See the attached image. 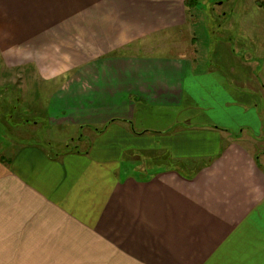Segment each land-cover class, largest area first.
I'll list each match as a JSON object with an SVG mask.
<instances>
[{"label": "crops", "instance_id": "0c3cea01", "mask_svg": "<svg viewBox=\"0 0 264 264\" xmlns=\"http://www.w3.org/2000/svg\"><path fill=\"white\" fill-rule=\"evenodd\" d=\"M192 16L186 0H0L2 76L51 85L50 121L83 142L1 137L0 264H264L256 125L212 112L135 128L141 112L193 107ZM214 78L223 117L237 101L262 118L260 77V96ZM151 149L164 162L136 164Z\"/></svg>", "mask_w": 264, "mask_h": 264}, {"label": "rangeland", "instance_id": "374dc122", "mask_svg": "<svg viewBox=\"0 0 264 264\" xmlns=\"http://www.w3.org/2000/svg\"><path fill=\"white\" fill-rule=\"evenodd\" d=\"M191 11L193 21L187 26L190 35L187 34L185 39L186 44L188 40L193 46L192 54L190 51L187 54L200 68L194 71V76L190 73L187 88L189 94L195 97V103L192 104L193 107L185 105L179 110L171 108L141 112L136 119L135 128L141 131L166 126L172 129L179 124H201L206 117L189 116L195 113L217 112L218 119L224 120L226 123L223 124L231 126L235 131L245 125L243 122L250 121L259 131L255 134L262 138L259 139L261 142H257V154L264 165V107L262 118L258 116L255 120L251 117L249 120L243 114V107L236 101L228 109L233 113L232 118L223 117L220 113L225 110L222 108V97L226 84L214 78L224 77L228 82L232 81L234 88H252L260 96L257 77H260L263 84L264 0H198V4L192 6ZM181 53L183 52L167 51L157 54L177 56ZM2 72L0 69V141L5 140L3 137L29 139L34 136L52 140L55 144V141H63V144H83L74 139L80 137L75 124L61 126L50 121L52 116L47 105L51 85L19 82L23 78H15L18 77L16 74L2 76ZM5 79L14 83H6L3 81ZM192 82L195 86L190 84ZM229 85L232 86L231 83L228 87ZM211 93L217 94L216 100L212 99ZM216 104V107L213 106ZM255 109L258 110L259 107ZM242 140L249 144L246 136ZM132 152L131 154L140 155L136 164L164 162L161 149Z\"/></svg>", "mask_w": 264, "mask_h": 264}, {"label": "trees", "instance_id": "16d2710c", "mask_svg": "<svg viewBox=\"0 0 264 264\" xmlns=\"http://www.w3.org/2000/svg\"><path fill=\"white\" fill-rule=\"evenodd\" d=\"M187 6L190 8L198 4V0H186Z\"/></svg>", "mask_w": 264, "mask_h": 264}]
</instances>
